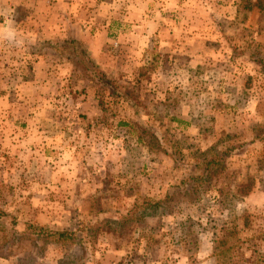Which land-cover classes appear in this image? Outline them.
Instances as JSON below:
<instances>
[{
    "label": "rangeland",
    "instance_id": "rangeland-1",
    "mask_svg": "<svg viewBox=\"0 0 264 264\" xmlns=\"http://www.w3.org/2000/svg\"><path fill=\"white\" fill-rule=\"evenodd\" d=\"M257 1L0 0V264H264Z\"/></svg>",
    "mask_w": 264,
    "mask_h": 264
},
{
    "label": "trees",
    "instance_id": "trees-1",
    "mask_svg": "<svg viewBox=\"0 0 264 264\" xmlns=\"http://www.w3.org/2000/svg\"><path fill=\"white\" fill-rule=\"evenodd\" d=\"M258 3H255V6L257 5V7H259V9H262V0H258ZM62 44L67 45L70 49H71V54H73L72 56L78 61L80 60V63L82 68H85V71H89L90 68V64H89V59L86 57L85 53L83 51H79L78 49L74 50L78 44V42L74 39H66L65 41L62 42ZM73 44L75 45V47H73ZM78 55L80 56L81 59L78 58ZM92 73V72H91ZM90 73V74H91ZM99 83H102V87L103 89H109V96L113 97L114 92L116 95L115 99L118 98H124L128 101V103L130 102V99L128 98V95L124 92V91H115L116 88H118L116 85H114L113 81L109 80L108 78H101L98 79ZM105 89V90H106ZM104 90V92H105ZM135 107V120H136V125L141 127L142 129L145 127L147 128V124L143 123V119H142V113H141V109H139L138 106H133ZM137 108V109H136ZM229 157V149L222 151L221 153L219 152L218 154L211 156L209 158H206L200 162H196L195 164L191 165L189 168V171L187 172V177L182 178L179 180V182L175 185L174 188H180L183 186H192L194 185L196 182L200 181V179L202 178H208L209 176L213 175L214 173H216L219 170V167L222 165V163L225 161V159ZM172 197H170V195L167 194V197L165 199H163L160 202L166 201V200H171ZM144 204L146 205H150V200L149 199H142L139 202H135L134 207L136 206H144ZM155 204V202H152V205ZM133 207V208H134ZM151 208V207H150ZM147 209V208H144ZM144 209H142V211H145ZM148 210V209H147ZM150 212V211H149ZM151 213V212H150ZM27 229H32L33 231H37L36 235L40 236L41 234L45 237L51 236L52 238H54L55 240L62 242V241H70L73 239V232H71L70 230H54V231H48L47 229H45L44 227H37V226H33V225H27Z\"/></svg>",
    "mask_w": 264,
    "mask_h": 264
},
{
    "label": "crops",
    "instance_id": "crops-1",
    "mask_svg": "<svg viewBox=\"0 0 264 264\" xmlns=\"http://www.w3.org/2000/svg\"><path fill=\"white\" fill-rule=\"evenodd\" d=\"M5 31H6V30H5ZM5 31H4V32H5ZM7 31H9V30H7ZM14 32H16L15 29H14ZM71 39H74V40H76L77 42H79V40H80V38L77 37V36H76V37H75V36H74V37H71ZM80 41H81V40H80ZM94 49H95V48H94ZM95 51L98 52V53H100V52H101V49L98 47V48L95 49Z\"/></svg>",
    "mask_w": 264,
    "mask_h": 264
}]
</instances>
